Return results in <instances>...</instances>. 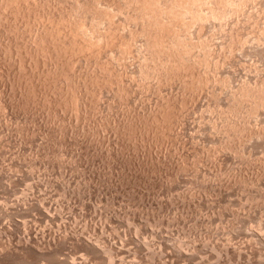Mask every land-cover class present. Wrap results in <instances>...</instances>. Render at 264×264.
Instances as JSON below:
<instances>
[{"label": "rangeland", "instance_id": "obj_1", "mask_svg": "<svg viewBox=\"0 0 264 264\" xmlns=\"http://www.w3.org/2000/svg\"><path fill=\"white\" fill-rule=\"evenodd\" d=\"M0 264H264V0H0Z\"/></svg>", "mask_w": 264, "mask_h": 264}, {"label": "bare ground", "instance_id": "obj_2", "mask_svg": "<svg viewBox=\"0 0 264 264\" xmlns=\"http://www.w3.org/2000/svg\"><path fill=\"white\" fill-rule=\"evenodd\" d=\"M181 1H182V0H181ZM183 1H184V0H183ZM188 1H189V0H188ZM176 2H177V1H176ZM179 2H180V1H179ZM179 2H178V3H179ZM190 2H191V1H190ZM127 3H128V2H127ZM165 3H166V2H165ZM170 4H171V3H170ZM180 4H181V2H180ZM163 5H164V3H163ZM166 5H167V4H166ZM176 5H178V4H176ZM181 5H182V4H181ZM132 6H133V5H132ZM159 6H160V5H159ZM172 6H173V5H172ZM185 6H186V5H185ZM224 6H225V5H224ZM140 7H141V6H140ZM177 7H178V6H177ZM148 8H149V7H148ZM168 8L171 9V7H168ZM168 8H167V9H168ZM159 9H160V8H159ZM170 9H169V10H170ZM226 10H227V9H226ZM148 11H149V10H148ZM154 11H155V10H154ZM168 12H170V11H168ZM157 13H158V12H157ZM213 13H214V12H213ZM168 14H169V13H168ZM168 14H167V15H168ZM170 14H171V13H170ZM186 14H187V13H186ZM171 15H172V14H171ZM153 16H154V14H153ZM164 16H165V15H164ZM184 16H185V15H184ZM159 17H160V16H159ZM170 18H171V17H170ZM158 19H159V18H158ZM181 19H182V18H181ZM148 21H149V20H148ZM148 21H147V22H148ZM153 21H154V20H153ZM160 21H161V20H160ZM195 21H196V20H195ZM155 22H156V20H155ZM158 22H159V21H158ZM158 22H157V23H158ZM153 25H154V24H153ZM158 25H159V24H158ZM162 25H163V23H162ZM195 25H196V24H195ZM156 27L158 28L157 24H156ZM149 28H150V27H149ZM157 28H156V29H157ZM157 30H158V29H157ZM162 31H163V30H162ZM140 32H141V31H140ZM148 33H149V32H148ZM150 33H151V32H150ZM167 44H168V43H167ZM183 44H184V43H183ZM150 45H151V44H150ZM172 45H173V44H172ZM180 46H181V45H180ZM166 47H167V46H166ZM186 49H187V48H186ZM184 57H185V56H184ZM159 59H160V58H159ZM187 60H188V59H187ZM185 62H186V61H185ZM181 64H182V63H181ZM194 65H195V64H194ZM181 66H182V65H181ZM170 69H171V68H170ZM166 71H167V70H166ZM181 71H182V70H181ZM177 72H178V71H177ZM178 73H179V72H178ZM199 75H200V74H199ZM255 86H256V85H255ZM262 87H263V86H262ZM249 88H250V87H249ZM257 88H258V87H257ZM255 89H256V88H255ZM249 90L251 91V89H249ZM252 90H253V89H252ZM254 91H255V90H254ZM259 91H260V90H259ZM248 93H249V91H248ZM257 93H258V92H257ZM250 94H251V93H250ZM247 95H248V94H247ZM241 99H242V98H241ZM244 99H245V98H244ZM233 102H234V101H233ZM256 102H257V101H256ZM254 104H255V103H254ZM157 118H158V117H157ZM160 125H161V124H160Z\"/></svg>", "mask_w": 264, "mask_h": 264}]
</instances>
